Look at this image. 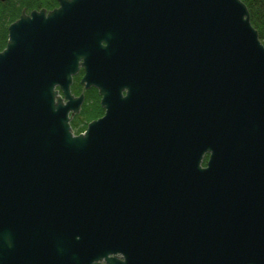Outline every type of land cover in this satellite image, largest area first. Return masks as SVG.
<instances>
[{"label": "water", "instance_id": "1", "mask_svg": "<svg viewBox=\"0 0 264 264\" xmlns=\"http://www.w3.org/2000/svg\"><path fill=\"white\" fill-rule=\"evenodd\" d=\"M59 4L23 13L0 52V264H264V43L246 3ZM128 50L156 54L160 97L127 112L102 87L113 110L75 134L55 86L72 99L79 59L90 86Z\"/></svg>", "mask_w": 264, "mask_h": 264}, {"label": "flooded vegetation", "instance_id": "2", "mask_svg": "<svg viewBox=\"0 0 264 264\" xmlns=\"http://www.w3.org/2000/svg\"><path fill=\"white\" fill-rule=\"evenodd\" d=\"M5 1H0V17H3L6 21L7 44L9 25L17 21L23 13L31 15L33 10H41L43 8L35 7L27 9L23 7L19 12H16L11 9H6ZM59 6L60 4L58 2L52 9H47L46 14ZM12 14H15V18L8 21L9 16ZM6 15H8V17ZM5 46L2 49H4ZM74 60L68 62L67 67H75L76 64ZM111 60L118 62L120 66L112 68L108 74H97L93 78L91 85L87 86V81H84L86 72L82 64L83 60L79 59L77 61V70L71 75L72 79L69 90L73 95L72 99L66 98L65 92L59 84L55 86L58 94L64 98L65 103H69L70 123L75 133L85 131L91 121L100 119L104 117L109 110H113L114 107L112 105L109 106L108 104L104 105L102 103L104 97V93L101 92L102 87L106 88L107 97L111 99L113 103L118 101L115 91L116 88L121 85V96L126 102V104L123 105L127 112L140 110L137 106L140 102L139 99H144L146 102L152 104L160 97L162 75L161 67L157 64L158 57L156 54L145 55L140 52L128 50L125 54L113 56ZM80 97H82L81 100ZM76 99H79V101H75ZM144 115L146 114L144 113L142 116ZM208 159L209 153L206 152L201 165L206 166Z\"/></svg>", "mask_w": 264, "mask_h": 264}, {"label": "trees", "instance_id": "3", "mask_svg": "<svg viewBox=\"0 0 264 264\" xmlns=\"http://www.w3.org/2000/svg\"><path fill=\"white\" fill-rule=\"evenodd\" d=\"M249 11L251 22L253 26L259 31L261 40L264 43V0H243ZM58 0H6V9L19 12L20 9L26 7L27 9L41 7L46 9H52L56 6ZM14 13V12H13ZM8 17V15H6ZM15 14L9 16L8 21L13 20ZM0 50L6 44V30L7 25L3 17H0ZM101 264V263H97Z\"/></svg>", "mask_w": 264, "mask_h": 264}]
</instances>
